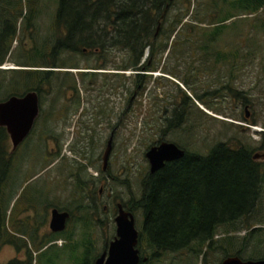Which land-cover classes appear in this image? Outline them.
<instances>
[{"label": "trees", "instance_id": "obj_1", "mask_svg": "<svg viewBox=\"0 0 264 264\" xmlns=\"http://www.w3.org/2000/svg\"><path fill=\"white\" fill-rule=\"evenodd\" d=\"M34 1L0 0V66L5 61L11 43L14 41L17 29L15 26L20 24L18 20L22 19L26 27L33 20L34 10L30 8ZM54 1L52 19L55 22L53 26L56 32L53 35L62 34V38L56 39L46 51L34 49L35 58L40 60L35 62V65L31 64L35 58L27 61V65L21 66L26 69L17 72L20 73L19 79L26 84L25 89H14L18 85V80H13L9 88L11 90L6 91L2 101L9 96H21L30 91L41 94L42 101L48 99L51 96V88L46 86L54 72L62 70L61 77L67 80L71 91L69 99L72 106L76 107L79 100L81 102V98H79V90L74 86L75 75L69 74L73 65H56L53 61L48 64L45 61L55 60L63 53L74 56L86 52L96 61L90 69L102 72L88 74L82 72L83 74L76 76L82 79L80 86L83 92H86L85 99L97 101L98 105L94 108L95 115L104 117L107 110L104 107L108 106V103L106 105L105 100L103 102L99 100L105 97L109 101L108 95L111 93V97H117V101L120 102L121 93L125 94L131 87L133 92L130 98H133V94L134 96L137 93L141 94L145 87L147 88L148 79H150L149 75L143 73L157 69L154 65L155 58L162 59L161 57L168 49L169 40L180 36L181 28L184 26L189 28L188 33H192L195 41L198 38L201 39L198 25H202L200 23H203V19L199 20L193 16V24L182 25L181 19L185 13L169 8L168 23L164 27L161 26L162 31L157 32L162 34V39L152 40L156 29L155 22L162 14V0ZM205 6L208 22H210L209 27L211 28L214 22L219 21L218 26L221 28L224 26L221 24L239 15L256 16L250 18L248 24L251 20L257 22L260 11H264V0H210V3ZM26 8H29V11L25 14L23 11H26ZM222 10H225L223 14H221ZM257 24V26L250 25L249 30L259 29L264 33V22L260 21ZM60 30H63V33ZM217 32L213 30L207 38L208 42H212L211 49L213 43L220 38ZM192 35H186L188 39L183 40L184 45L191 42L187 40H190ZM230 37L232 39L230 43L238 42L236 33L230 34ZM255 40V36L249 34L242 45L239 43V47L233 45L232 49L231 46L226 48L225 51H228L231 61V73L240 61L253 57L257 50ZM198 49L208 50V47L204 45ZM242 49L246 52L242 53ZM111 52L121 54L119 59L122 61L118 66L117 64L114 66V62L113 65H108V57L112 56ZM222 60H224L223 55ZM41 67L46 70L39 71L38 68ZM110 67L114 68L112 71L115 73H104V71L109 72ZM31 68L34 71H31ZM73 69L77 70V68ZM125 69H132V80L120 76L119 72ZM6 70L0 69V71ZM59 82L62 83L61 80ZM231 91L235 93V96L243 97L242 104L245 103L244 92H237L232 88ZM61 92L64 96L66 90L61 89ZM208 94L196 95V98L200 101ZM213 94L216 93L212 92L209 95ZM185 97L188 98L186 95ZM130 98L129 103H131ZM112 107L107 110V116H113ZM186 109L182 105L181 110ZM128 112L120 110L121 119L126 118ZM260 133L258 132V135L262 138L259 145H262L264 133ZM8 145L6 130L0 127V237L10 235L12 248L16 252L24 250L26 254L23 261L18 262L13 258L6 264H53L47 259L45 250L34 257L35 262L31 260L33 253L40 251L46 242L50 239L55 242V239H58L53 236L44 241L45 243L42 241L38 244L34 241L33 233L38 231L39 224L44 218L29 224L31 231L29 235L33 236V242L28 241V248V244L23 239L18 235L14 236L19 222L16 223L13 209H9L8 203L3 198L8 178L7 172L10 170L9 162L12 160V154L9 155L6 149ZM182 149L184 154L179 160L165 163L157 172L145 173L142 176L138 181L140 191L137 198H129L127 203L122 201L124 207L130 212L139 215L136 249L139 256L146 258V262L140 264H159L164 258L166 259V256L174 258L173 264H218L222 259L230 256H236L239 260H264V228L253 227L262 225L264 222V159H252L253 152L260 147L249 148L217 142L204 155ZM77 199L74 200L75 205L66 210L68 217L72 223L82 224L83 222L85 231L87 232V229L91 231L96 227L91 219L98 214L97 200L94 196L90 199L84 196ZM29 204H27L28 208ZM11 211L12 215H10ZM9 217H11V232L3 231L1 235V230L5 227L4 219ZM98 224L101 225L104 222ZM241 231L243 234L239 235ZM64 234L66 241H69L71 234L66 231ZM82 234L80 243L82 252L76 256L80 258L77 264H92L95 259L92 256V246L86 234ZM73 244L75 246L74 242ZM73 244H71L72 248ZM211 258L213 261L210 260ZM169 262L171 260L165 264Z\"/></svg>", "mask_w": 264, "mask_h": 264}, {"label": "rangeland", "instance_id": "obj_2", "mask_svg": "<svg viewBox=\"0 0 264 264\" xmlns=\"http://www.w3.org/2000/svg\"><path fill=\"white\" fill-rule=\"evenodd\" d=\"M54 3V0H35L31 8L29 7L31 10H34V18L30 21V24L26 27L23 25L22 19L18 20L20 24L15 26L17 29L14 41L11 43L5 61L2 62L3 69L10 68L15 70L0 71V101L3 100L2 98L5 96L6 91L11 90L9 88H11L13 80H18V85L14 89L23 90L26 84L19 79L18 75L20 73L18 74L17 72L25 70L26 68L21 66L23 64L27 65V61L35 58L34 49L46 51L56 39L62 38V34L53 35L56 32L53 26L55 22L52 19V11H54L55 7ZM173 3V6L169 7L170 9L185 13L181 19L182 25L193 24V16L199 20L203 19V23H200L202 25H198L200 26L198 31L201 32L199 33L202 40L198 38V42L195 41L192 33H188L189 28H185L184 26L181 28L180 36L169 40L167 44L168 49L161 57L162 59L155 58L154 65L157 69L143 73L150 76V79H148L149 84L141 94L137 93L135 95L131 103H129V96L133 92L132 87L125 94L122 95L121 93L119 96L120 102L117 101V97H111V93L108 95L109 101L105 97L99 100H102L101 102L105 100L106 105L108 103V106L104 107L105 110L113 106L112 109L116 111L117 103L120 106L121 112L123 110L126 112L130 110L126 118L121 119V129L111 144L110 156L112 157L109 156V171H111L112 175L120 177V179L127 178L128 189L124 185L120 186L110 181L99 183L94 181V178L100 176L101 160L99 157L104 149L103 144L105 139L100 136H78L74 138L73 134V139H71L69 136L70 131H68L67 135L65 133L64 137L58 135V137L52 140L51 138L45 139L43 131L50 129L54 125L52 123L56 121L57 113H59L56 111L64 107L59 108L60 100L63 98L61 89L70 93L69 83L61 77L60 72L62 70H57L60 72H54L48 86H46L51 88L49 101H43L42 103V106L46 105L42 109L44 110L43 114L49 113L50 116L46 119H37V122L34 123V130L37 132L33 131L24 140L23 144L16 147L12 153V160L9 162L10 170L7 172L8 178L4 187L3 198L8 203L9 209H13L14 220L16 223L19 222L18 230L14 231V236L18 235L27 244L28 241L32 243L33 236L29 235L31 232L29 224L32 221L38 222L44 218L42 223L39 224L37 236L39 239L45 237L49 232L47 221L49 220L50 209H70L75 205V199L81 198L85 194L88 195L87 197H91L92 194L96 195L97 190L100 188L101 194L109 193V186L113 193L112 195L116 196V199H120L126 203L129 196L137 198L140 191L138 180L146 173V167H148L147 161L142 155L149 148L150 143L159 137L164 141L176 143L182 148L198 155L207 153L213 144L217 142H225L234 146L242 145L249 148H258L261 141L260 138H262V136L258 135V132L262 131L260 134L264 133V33L259 29L249 30V28H251L250 25L257 26L258 22H264V11H260L259 16H257V22L251 20L248 24V20L256 16L239 15L221 24L224 25L221 28L218 26L220 25L219 21L214 22V26L210 28L209 18H207L208 12L205 10L207 8L205 5L210 3V0H174ZM29 8H26V11L23 12L26 14ZM203 10L206 11L205 16ZM224 12L225 10H222L221 14ZM213 30L218 31L217 34H219L220 38H218L216 43H213L211 49L210 44L212 42H208L207 38L210 32L212 34ZM60 32L63 33V30H60ZM235 33L238 42L230 43L232 40L230 34ZM249 34L255 36L257 50L251 59L246 58L245 61H240L235 66V69H232V73L231 70L230 72L228 71L231 79L225 77V68H221L220 65L216 67L217 70L207 69L202 66L204 57L211 50L216 49L225 54L227 47L231 46V49L233 45L239 47V43L242 45L243 40H246ZM185 35H192L190 40L187 41L193 43L190 42L183 45ZM185 39H188V37ZM204 45H207L208 50L198 49ZM194 50L196 53H200L198 59H201L202 63L199 65V62H197L194 65L191 61L190 65L183 68L184 66L181 65L182 59L179 57L186 55L184 52L192 51L194 53ZM243 52L245 53L246 51L242 49ZM111 55L110 58L108 57L109 61L107 62L109 66L113 65V62L114 66L121 64L122 60L119 59L121 54L111 52ZM183 59L184 61L186 60L185 58ZM39 60L35 58L31 64L35 65V62ZM50 61H53L56 65H73V68H77V70L72 68V72L69 74L75 75L73 77L75 80L74 86L79 90V98L84 103L81 116H85L87 110V115L93 114L95 110L91 108L92 105H96L97 101L93 100L95 102H91L85 99L86 92H83L82 86H80L82 79L76 75L91 72L92 69L90 68L96 63L95 59L89 57L84 52L82 55L78 54L74 56L63 53L57 59H48L45 62L49 64ZM28 66L32 65L28 64ZM108 69L109 72L104 71V73H115L112 71L113 67ZM30 70L34 71L32 68ZM52 70L56 71V69ZM131 70L125 69L120 71V76L122 75L124 78L132 80L133 72ZM60 80L62 83L59 82ZM83 80L86 81L85 79ZM226 84H229L237 92H244L243 95L246 97L244 104H242L243 97L241 98L239 95L235 96L233 91L225 92L222 89ZM176 89L182 91L189 98L191 104L184 110L185 120L180 128H177L178 126L175 124L174 126L172 125L170 130L162 132L163 127H161V121L158 119L163 113V108H167L168 112L173 107L176 108L175 106L178 103L173 101L176 96ZM212 92L216 94L210 96L209 94H212ZM202 94L208 95L200 101L197 100L196 95L200 96ZM161 95H163V100H161ZM81 102L79 100V104L76 107H71L70 116L77 115V112L82 108ZM53 103L56 104V107L52 109V112L49 111V107ZM128 104L130 105L127 106ZM161 104L162 106H160ZM124 106H127L128 111ZM243 106H245L246 117L243 116ZM107 110L104 118H107ZM61 114L63 115L64 112L61 111ZM156 118L158 119L156 120ZM49 120L50 123H48ZM53 146L55 150L51 151L54 148ZM9 148L10 143L8 148H6L7 151ZM56 149L58 150L57 152ZM256 153H261V150L256 151ZM109 202L105 197L97 198L98 214L91 219L96 227L92 228L91 231L88 229L87 232L85 231L83 222L82 224L72 223L69 219L68 222H65V225L69 226L67 227L69 230L67 233L71 234L70 240L66 241L65 230L58 233L56 236L58 239H55L53 244L47 245L46 249L42 247L40 251L34 252L31 260L35 262L34 257L45 250L47 259L53 264H72L73 262L77 264L80 258L76 256L82 252L80 246L83 238L82 233L86 234V237L90 241L92 256L95 258L101 252L103 244L111 240L114 234L113 220H111L113 218V210L110 208ZM27 204L30 205L29 208ZM100 206H105L106 209L101 212ZM10 215H12V211ZM11 217L4 219L5 227L1 230V235L3 231L11 232ZM138 217L139 215L135 213L134 219L137 228L140 224ZM99 222H104V224L99 225ZM253 227L264 228V222L262 225ZM242 232L239 235H242ZM71 244H73V248ZM145 252H147L146 248ZM13 258L17 259V261L25 258L23 251L16 252L12 246L1 243L0 264H6L13 260ZM169 260H171L169 264L175 262L173 257L166 256V259L164 258L159 264H165ZM210 260L213 261V258Z\"/></svg>", "mask_w": 264, "mask_h": 264}, {"label": "flooded vegetation", "instance_id": "obj_3", "mask_svg": "<svg viewBox=\"0 0 264 264\" xmlns=\"http://www.w3.org/2000/svg\"><path fill=\"white\" fill-rule=\"evenodd\" d=\"M173 1L174 0H167L165 2V0H162V3H163L162 6H161L162 14L159 16V19H157L156 22H155L156 29H155V32L153 33L154 36H152V38H151L152 40H154V39H156V40L157 39L158 40L159 39H162V36H161L162 34H157V32L162 31L161 26L164 27V25H166L168 23V21H167L168 14L167 13H168L169 7L173 6V4H174ZM205 15H206V11L204 12V16ZM159 23L161 24L160 26H159ZM186 37H184L183 39H185ZM183 43H184V41H183ZM184 53L186 55L179 57L180 59H182V64L181 65L184 66L183 68H186L188 65H190V62L191 61L194 63V65L197 62H199L198 63L199 65L202 63V60L201 59L200 60L198 59L199 58L198 55L200 54L199 52L196 53V51H195L194 53H196V54L192 53V51H190V52H184ZM222 55L224 56V60H222ZM183 58H185L186 60L184 61ZM223 62H224V65H223ZM230 62L231 61H230V58L228 56V51H226V53L223 54L219 50H211L210 53L207 54L206 57H204V63H203L202 66H204V68H207V69L217 70L216 67L220 65L221 68H225V77H228L229 79H231L230 73H229L230 70H231V68H230V66H231L230 65ZM38 69H39V71L40 70L41 71L42 70H45L44 68H38ZM91 72H98V71H91ZM100 72H102V71H99V73ZM134 74H136V73L134 72ZM105 75H108V74H105ZM186 86L188 87L187 84H186ZM176 90H177V92L175 94L176 96L173 99V101H175V102L178 103L175 106L176 108L173 107L170 112H168V109L167 108H163V113L160 116V118L159 117H158L159 119L156 118V120L158 119L159 121H161V124H162L161 127H163L162 132L163 131L170 130V128L172 127L173 124L174 125L176 124L178 126L177 128H180L181 124L185 120L184 119L185 112L183 110H181V108H182L181 105H183L184 107L188 108L189 107V104H191L189 98H186L185 97V94H183L182 91H180L179 89H176ZM224 90H225V92L226 91H228V92L231 91V86L229 84H226L224 86ZM67 92H65V94L63 96V99L60 100V104H59V108H61L62 106L66 107V108L63 107L61 110L58 109L56 111V112H59V113H57L58 116H56L57 114L55 113L56 114L55 115L56 116V121H54L52 123L54 125L50 129H46L45 131H43V133L45 135L44 136L45 139H50L51 138V140H52V139H55L56 137H58V135H60L61 137H64L63 135L65 133L67 135L68 131H70L69 136H70L71 139H73V136H74V138H77L78 136L79 137H87V136H90V137H99L100 136L101 138L105 139V142L103 144V147H104V145L107 143V141L109 139H111L113 141V139L118 135V132L121 129V122L122 121H120L121 117H120V109H119L120 106H119V104L117 103V107H116L117 110L116 111L113 109L114 110L113 116H109L108 115L107 118H104V117L95 115V112L93 114L90 113L89 115H87L88 114V110H87V114L85 116L84 115L81 116V113H83V108H84V103H83V100H82V102H81L82 108L77 112V115H71L70 116L72 104H71V101L69 99V96H71V91H70V93H67ZM132 96H133V98L135 97L134 94ZM40 97H41V94L37 93V100H38V109H37V112H38V114H37V117H36L35 121L33 122V127H32V129H31V131H30L29 134H31L33 131L37 132L36 130H34V123L37 122V119H39V118L46 119V118H48L50 116L49 113H47L46 115H44L43 114V111L44 110H42L44 107H46V105H43L42 106L43 101H47L48 99L42 101L41 100L42 98H40ZM164 97H165V95H164ZM133 98H130V102L133 101ZM204 98H206V96ZM161 100H163V95H161ZM91 102H95V101H91ZM173 104H175V103H173ZM97 105L98 104L92 105V108L91 109H94ZM160 106H162V104ZM55 107H56V104L53 103L52 106L49 107V111H52L53 112L52 109H54ZM67 109H70V110H67ZM243 110H244V115H245L246 114L245 113V106H243ZM61 111L64 112L63 115L61 114ZM74 116H75V118H74ZM72 118H73V120H72ZM48 123H50V120H49ZM157 132H159V131L157 130ZM29 134H27L26 138H28V135ZM72 134H73V136H72ZM71 139H70V141H71ZM23 142H22V144H23ZM161 142H167V141H164V140H162L159 137L157 140H155V141H153V142L150 143L149 148L152 147V146H157ZM71 143H73V142H71ZM111 144H110V146H111ZM174 145H176L179 149L183 150L182 148H180L178 146V144L174 143ZM259 147H260L259 151L260 150H261V152L264 151V144L263 143H262V145H258V148ZM111 148H112V146H111ZM111 148H110V151H109L108 156L106 157L107 160H106L105 168L104 169H101L102 168V159H101V156L103 155V151H104V149H103V151L101 153V156L99 157V159L101 160V166H100V169H99L100 176H98V178H94V181H96V183L103 182V181L104 182L105 181H110L112 183H117L120 186H121L120 183H122V185H124L128 189V183H126V180H128L127 178L120 179V177H116V176L112 175L111 174V171H109V169H110V167H109L110 159L109 158L112 157V156H110ZM54 150H55V147L51 151H54ZM57 151L58 150L56 149V152ZM255 153H256V151H255ZM147 165H148V163H147ZM147 168L148 167H146V170H147L146 173L149 174ZM140 179L138 181H140ZM109 189H110V192L109 193H104V194L103 193L101 194V188L98 189L97 190V194L96 195L93 194L94 198L97 200V198L105 197L108 201H110L109 202L110 205H111L110 208L113 210V218H115V215H116L115 205L120 204V207H122V209L124 211L129 212V213L132 214V216H133L132 219L134 220V227H135V230L137 231V226L135 224V219H134V217H135L134 212H130L126 207H124L123 202L120 199H116V196H113L112 195L113 193L111 192V188L108 186V190ZM87 196H88L87 194L84 195V197H86L88 199ZM91 197L89 196V199ZM129 198H132V196H129ZM100 208H101V212L106 209L105 206H100ZM56 211L68 213L66 210H56ZM49 214H50V211H49ZM113 218H111V220ZM68 219H69V217H68ZM68 219H66V221ZM113 226H114V223H113ZM67 227H69V226L65 225L62 231L54 232V234H53V232H51L48 229L49 232L46 234L45 237H42L41 239H39V237L37 236V233H38V231H37L36 233H33L34 241L39 244L42 241L48 240V239H50L53 236H57L58 233L63 232L64 230L67 233V231H69ZM6 236H3V238L0 237V244L2 243V244H7V245L12 246L10 244V240H9V236L10 235H6ZM113 238H114V234L111 237V240H109V241H107L106 243L103 244V248H102L101 252L99 253V255L102 252L103 253L104 252L105 253L107 252V247H108L107 244H108V242L112 241ZM53 242L54 241L50 239V241L46 242L42 247H45V249H46L47 248V245H49V244L51 245V244H53ZM21 251H23V253L26 254L24 250H21ZM137 255L139 256V252H138ZM139 258L142 259L144 257L139 256ZM19 261H23V259L18 260V262ZM145 262H146V260H145Z\"/></svg>", "mask_w": 264, "mask_h": 264}, {"label": "water", "instance_id": "obj_4", "mask_svg": "<svg viewBox=\"0 0 264 264\" xmlns=\"http://www.w3.org/2000/svg\"><path fill=\"white\" fill-rule=\"evenodd\" d=\"M38 100L37 93L30 91L21 96H9L6 100L0 102V127L6 130L10 148L8 154L11 155L16 147L22 144L30 133L33 122L37 117ZM246 115V114H245ZM244 115V116H245ZM246 117V116H245ZM109 139L104 145L102 159V168H105L106 157L110 151ZM184 151L170 142H161L157 146L150 147L143 155L148 163V172L153 174L160 170L165 163L179 160ZM253 160L264 159V151L254 153ZM116 215L113 218L114 238L108 242L107 252L101 253L95 257L92 264H140L145 262V258L140 259L136 242L138 240V232L134 227L132 214L126 212L115 205ZM48 229L53 232L62 231L65 221L68 219L66 212H58L50 209ZM218 264H264V260H239L236 256H230L222 259Z\"/></svg>", "mask_w": 264, "mask_h": 264}, {"label": "built area", "instance_id": "obj_5", "mask_svg": "<svg viewBox=\"0 0 264 264\" xmlns=\"http://www.w3.org/2000/svg\"><path fill=\"white\" fill-rule=\"evenodd\" d=\"M0 68H4V67L2 66V67H0Z\"/></svg>", "mask_w": 264, "mask_h": 264}]
</instances>
